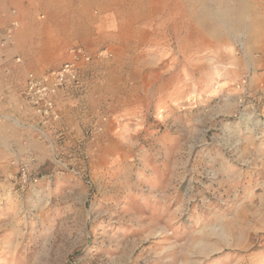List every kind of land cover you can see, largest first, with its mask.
I'll list each match as a JSON object with an SVG mask.
<instances>
[{
	"label": "rangeland",
	"instance_id": "1",
	"mask_svg": "<svg viewBox=\"0 0 264 264\" xmlns=\"http://www.w3.org/2000/svg\"><path fill=\"white\" fill-rule=\"evenodd\" d=\"M46 2L0 55L75 62L77 125L0 73V264H264V0Z\"/></svg>",
	"mask_w": 264,
	"mask_h": 264
},
{
	"label": "crops",
	"instance_id": "2",
	"mask_svg": "<svg viewBox=\"0 0 264 264\" xmlns=\"http://www.w3.org/2000/svg\"><path fill=\"white\" fill-rule=\"evenodd\" d=\"M79 1L80 0H47L46 3H48L47 8L50 11L81 12L88 9L87 5H82V3ZM34 6H36L35 0H0V12L2 13H16L17 11L21 10L29 11L32 10ZM75 24L78 25V23ZM19 35L20 31L16 32L14 36H16V39H18ZM3 55L4 57L0 55V73L3 72L1 76L9 77V79L11 80V83H9L10 85L14 86V84H16V87H18L17 89L21 91H23V89L25 90L26 73L30 70V68L34 67V59L28 57L26 59V57H24V60L22 61V58L16 55L12 56L8 55L7 53ZM78 93L79 90L60 91L57 97L55 98V106L62 117L60 124L65 126L67 129H71L72 126L77 125V122L75 121L76 117L74 116L76 113H74L72 107L70 106L71 104H74L73 99L76 98ZM22 96L25 103L23 93ZM10 119L21 125V123L30 124L32 122L31 120L34 118L32 116L30 117L26 113V110H24L19 117H14ZM46 125H51V123H48ZM54 129H51L50 132L53 130V132L55 133L56 131Z\"/></svg>",
	"mask_w": 264,
	"mask_h": 264
},
{
	"label": "built area",
	"instance_id": "3",
	"mask_svg": "<svg viewBox=\"0 0 264 264\" xmlns=\"http://www.w3.org/2000/svg\"><path fill=\"white\" fill-rule=\"evenodd\" d=\"M12 30H8L6 41L11 38ZM6 41L4 43H6ZM81 54V51H77ZM79 71L75 62L65 64L59 71L38 77L29 74L26 80L25 95L31 106L34 107L40 124L46 125L59 119L55 106V97L60 88L74 85L78 81ZM21 174L27 177V167H21Z\"/></svg>",
	"mask_w": 264,
	"mask_h": 264
},
{
	"label": "bare ground",
	"instance_id": "4",
	"mask_svg": "<svg viewBox=\"0 0 264 264\" xmlns=\"http://www.w3.org/2000/svg\"><path fill=\"white\" fill-rule=\"evenodd\" d=\"M62 6V5H61ZM139 61V60H138Z\"/></svg>",
	"mask_w": 264,
	"mask_h": 264
}]
</instances>
